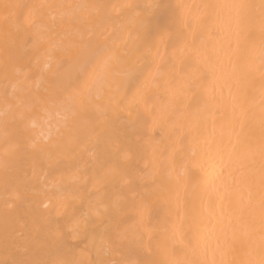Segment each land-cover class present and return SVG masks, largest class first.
Here are the masks:
<instances>
[{"label":"bare ground","instance_id":"bare-ground-1","mask_svg":"<svg viewBox=\"0 0 264 264\" xmlns=\"http://www.w3.org/2000/svg\"><path fill=\"white\" fill-rule=\"evenodd\" d=\"M158 3L0 0V264L264 261L260 0Z\"/></svg>","mask_w":264,"mask_h":264},{"label":"snow or ice","instance_id":"snow-or-ice-1","mask_svg":"<svg viewBox=\"0 0 264 264\" xmlns=\"http://www.w3.org/2000/svg\"><path fill=\"white\" fill-rule=\"evenodd\" d=\"M149 7L157 10V12L163 13V11L167 8V5H165L163 3V0H161V3L150 5ZM238 7L253 8V9L256 7H259V9L261 11V16L264 17V0H260L259 5H254V4L253 5H239ZM144 27H145L146 32L151 31V28H152L151 17L144 22ZM57 100H58V97L52 98L53 103L57 102ZM85 219L87 220L88 218L86 217ZM114 264H119V262H114ZM261 264H264V261H262Z\"/></svg>","mask_w":264,"mask_h":264}]
</instances>
